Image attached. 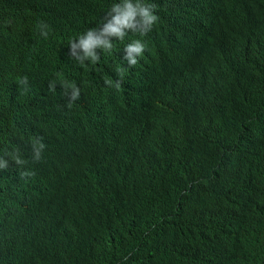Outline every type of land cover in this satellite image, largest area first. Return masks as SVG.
Instances as JSON below:
<instances>
[{
	"label": "clouds",
	"instance_id": "clouds-1",
	"mask_svg": "<svg viewBox=\"0 0 264 264\" xmlns=\"http://www.w3.org/2000/svg\"><path fill=\"white\" fill-rule=\"evenodd\" d=\"M151 1L66 0L64 8L56 0H0V264H41L49 252L30 247L39 233L58 244L72 231L101 234L109 219L98 205L78 211L66 199L82 203L95 195L92 180L122 178L127 161L112 148L149 143L117 138L118 129L166 118L174 98L198 80L232 71L237 47L231 34H217L218 0ZM67 6H79L83 22L68 20ZM258 189L264 192V174ZM257 224L248 225L247 245L225 243L215 264L255 262L239 257L250 237L263 257ZM102 251L89 264H141L135 250Z\"/></svg>",
	"mask_w": 264,
	"mask_h": 264
},
{
	"label": "trees",
	"instance_id": "trees-1",
	"mask_svg": "<svg viewBox=\"0 0 264 264\" xmlns=\"http://www.w3.org/2000/svg\"><path fill=\"white\" fill-rule=\"evenodd\" d=\"M65 1L56 0L66 8ZM67 9L68 20L83 22L79 6ZM212 15L217 34L235 40L232 71L219 68L198 80L174 98L166 118L118 129L117 138L142 136L149 143L138 151L108 147L114 158L127 161L122 178L114 174L98 186L92 180L95 195H85L82 203L66 199L78 211L98 205L97 214L108 222L91 237L72 231L64 244L50 241V234L26 235L33 253L40 247L49 252L41 264H89L102 249L135 250L141 264H215L225 243L248 244V225L264 226V192L258 189L264 174V0H218ZM239 257L255 262L230 260L264 264L251 237Z\"/></svg>",
	"mask_w": 264,
	"mask_h": 264
},
{
	"label": "bare ground",
	"instance_id": "bare-ground-1",
	"mask_svg": "<svg viewBox=\"0 0 264 264\" xmlns=\"http://www.w3.org/2000/svg\"><path fill=\"white\" fill-rule=\"evenodd\" d=\"M151 2H153V0L151 1ZM106 60V59H105ZM125 74H130V72L128 71V70H125ZM115 81H116V79H114ZM116 84V83H115ZM70 103V102H69ZM60 106H62V105H60ZM156 138H158V139H163L164 137H159L158 135H156L155 136ZM255 138V135L253 134V139ZM129 139L130 140H132V141H134V140H136L137 138L136 137H129ZM246 145V144H245ZM217 150H218V148H217ZM120 153H124V152H120ZM219 161V160H218ZM263 165V164H262ZM213 166V165H212ZM228 166H229V162H228ZM257 166V165H256ZM262 172V171H261ZM263 173H264V171H263ZM228 174V173H227ZM198 181V180H197ZM206 181H208V179H206ZM209 183V182H208ZM217 185V184H216ZM104 186V184L102 185V187ZM223 186V185H222ZM111 187V186H110ZM99 188H101L100 186H99ZM215 188V187H214ZM211 190V189H210ZM107 193V192H106ZM135 262V261H134ZM134 262H133V264H134Z\"/></svg>",
	"mask_w": 264,
	"mask_h": 264
}]
</instances>
